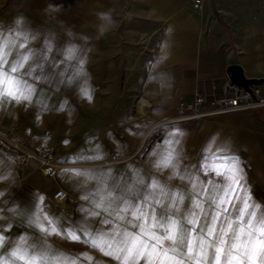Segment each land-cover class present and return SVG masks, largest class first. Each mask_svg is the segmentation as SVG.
I'll return each mask as SVG.
<instances>
[{
  "label": "crops",
  "instance_id": "crops-1",
  "mask_svg": "<svg viewBox=\"0 0 264 264\" xmlns=\"http://www.w3.org/2000/svg\"><path fill=\"white\" fill-rule=\"evenodd\" d=\"M25 2L15 14L14 36L0 35L7 47L16 40L24 45H18L16 58L7 56V48L0 50V64L30 56L17 72H2L33 89L30 102L0 100V234L5 238L0 254L23 237L38 264H121L91 240L105 250L108 244L115 247L125 225L116 213L125 202L152 207L150 197L142 201L139 195L156 192L149 187L153 180L165 192H187L189 179L180 176L193 177L188 162L209 140L200 122L154 123L187 111L196 91L206 107L238 93L226 72L231 64H239L247 78H264V0H203L200 9L193 0ZM245 121L253 126L245 136V160L262 197L245 184L236 193L260 205L259 216L264 211V106ZM211 139L217 151L229 153L235 145L232 138L225 144ZM13 142L47 159L79 165L61 167L55 178H45L38 163L32 157L26 162L27 153ZM169 150L180 176L164 168L161 182L156 162ZM96 161L112 162L80 165ZM59 188L69 195L63 204L52 199ZM234 200L243 207L241 199ZM98 202L103 207L97 208ZM37 218L45 227L52 221L57 232L29 223ZM68 232L81 239L72 241Z\"/></svg>",
  "mask_w": 264,
  "mask_h": 264
},
{
  "label": "snow or ice",
  "instance_id": "snow-or-ice-1",
  "mask_svg": "<svg viewBox=\"0 0 264 264\" xmlns=\"http://www.w3.org/2000/svg\"><path fill=\"white\" fill-rule=\"evenodd\" d=\"M19 46L24 47L23 44ZM29 59V55H23L22 61L13 66L11 72L15 73L19 68H23L24 63ZM0 85H4L0 89V100L5 97L17 103L32 100L33 89L27 86L21 87V82L14 76L0 72ZM84 95L91 100L87 91ZM166 144L171 145V141H166ZM237 163L228 169L227 174L222 173L218 167L213 169L217 175H227L230 183L224 196L210 198V204L215 205L214 214L210 218L204 212V203L199 199V195L192 200V209L187 215L182 216V219H177L175 216L180 212V204L184 196H172L170 199L173 213L168 215L163 222L157 218L154 210L151 213L144 212L139 206L125 202L124 207L116 213V218L125 220L124 213H127L140 222L136 224L139 231L121 232L119 243L115 247L108 244L109 250H105L101 242L95 239L91 240L92 246L99 248L106 256L121 261V264H157V262L158 264H264V211L259 216L257 215L260 205H251L249 203L251 197L247 194L243 198L234 196V199H241L243 207H236L235 218L229 215L233 205L232 200L227 197V192L235 193L242 188L240 184L242 177L239 176L240 169ZM156 167H171L174 170L173 175L180 176V173L175 171L176 164L173 161L172 150H169L167 155L158 161ZM3 178L0 176V179ZM180 179H189L193 193L204 194L210 191L207 188H201L200 181L196 177L180 176ZM139 183L144 182L140 180ZM149 187L155 190L160 185L153 180ZM2 195L3 193H0V196ZM82 199L87 200L88 197L84 196ZM156 203L162 204V201L157 200ZM96 207H103V204L98 202ZM165 207L168 206L165 205ZM90 215L96 216L99 213L91 212ZM150 215L151 222H149ZM128 222L132 223V220ZM29 223L35 224L44 232H57L52 221H48V227L40 223L39 218L30 220ZM104 223H109V221L105 220ZM157 230H162L163 234H158ZM65 235L72 241L81 239L80 235L73 232ZM2 239L3 235L0 234V240ZM24 240L25 238L22 237L21 244ZM166 242H168L167 246H165ZM86 259L92 260V257L87 256Z\"/></svg>",
  "mask_w": 264,
  "mask_h": 264
},
{
  "label": "rangeland",
  "instance_id": "rangeland-1",
  "mask_svg": "<svg viewBox=\"0 0 264 264\" xmlns=\"http://www.w3.org/2000/svg\"><path fill=\"white\" fill-rule=\"evenodd\" d=\"M25 3H26L25 0H0L1 38L3 37L4 34L14 36L13 31L18 26V23H16L17 17H15V14L21 8V5L23 4L25 5ZM18 45H19L18 40L12 43L9 42L8 47L7 45H4L0 41V50H5L7 48L6 49L7 56H13L14 58H16L20 56L19 55L20 48H18ZM17 63L18 62L11 60L9 61V64H4V65L0 64V72L4 71L10 73L11 68L17 65ZM261 85H264V82L253 85L251 87L258 88L260 97L264 98V88H262ZM213 106L209 108H213ZM261 107L263 106L241 110V111L219 113L215 115H209V116L197 118L191 121H186L191 125L199 124L200 122L199 128L201 127V130L206 134V138H209L207 144L203 148V151L201 153H198L197 158L193 162L189 161L188 166L189 164L192 163V167H189V170L192 168L193 172H195V174H193V177L199 179L201 188H207L210 191L204 194L193 193L191 189L190 181L187 186V192H185L184 190L180 191L178 188H175L173 189L174 191L170 193V192H165V190L161 191V189L163 188L159 187L156 189V192L150 194V196L148 194L139 195L142 201L143 200L147 201L148 198L150 197V204L152 205V207L150 208L147 207L145 208L140 207V208L144 212H150V213L154 210V213L157 216V218L163 222L168 215H171L173 213L170 198L174 195H183L184 200L180 204V212L177 213L175 216V218L177 219H182V216L187 215L188 212L192 209V200L196 199L197 195H199V199H201L202 202L204 203V212L208 214V217L210 218V216L214 214V210H215V205L210 204V198L216 196H224L226 194V189L228 188V185L230 183L229 180L227 179V175H223V176L217 175L213 169L218 167L222 173L227 174L228 169L234 163L237 162H238L237 167L240 169L239 176L242 177V179L240 180V184H245L246 186L248 185L249 190L252 191V195L258 198L262 197V194L260 193V186L257 178L255 177L254 171L252 170L248 161L245 160L249 155L247 154V149L244 144L245 139L246 138L248 139V137H245L247 135L246 133L248 132L250 127H253L252 124L245 121V118L246 116H251V115L255 116V114L259 111V108ZM186 113H187L186 111L184 113H178L176 114V116ZM160 135L162 134L158 133L156 134L155 137H158ZM211 137L212 138L218 137L219 141L221 143L224 142V144L228 142L229 138H232L235 142V145L234 147H232V151H230L229 153L222 149H219V151H217V148H214V146L211 145L212 142ZM153 138H154L153 136L150 137V139L146 144V148L149 146V144L151 145ZM234 149L235 151H233ZM143 153H145V151H143ZM142 157L143 156L141 154L140 160ZM158 161L159 160H157L156 164L158 163ZM177 164H180V162H177ZM163 170L164 168H157V175H156L157 180L161 182H162V178H164L161 175L163 173ZM241 170H245V172H241ZM173 177H171L172 183L176 178ZM239 190H242V188ZM236 192L235 193L227 192V197L228 199L232 200V205H233L229 212V215L232 218H235L237 215L236 207L237 206L240 207L239 202L237 200H234L233 198L234 196L239 197V194ZM157 200H161L162 204H157L156 203ZM165 205H167L168 207H165ZM125 217L126 218H125L124 231L138 232L139 229L136 227V224L140 222L136 221L135 218L129 216L127 213H125ZM129 220H132V223H129L128 222ZM149 222H151V215L149 217ZM157 232L158 234H163L162 230H157ZM61 243L68 244V241L62 240ZM167 243L168 242H166L165 246H167Z\"/></svg>",
  "mask_w": 264,
  "mask_h": 264
},
{
  "label": "built area",
  "instance_id": "built-area-1",
  "mask_svg": "<svg viewBox=\"0 0 264 264\" xmlns=\"http://www.w3.org/2000/svg\"><path fill=\"white\" fill-rule=\"evenodd\" d=\"M202 4L203 0H193V7L195 9H200ZM260 106H264V98L260 97L259 89L256 87H251V92L241 90L232 97L221 98L213 108L206 107L204 96L196 91L192 103L187 108V113L182 115L194 117L191 119L194 120L209 115L241 111ZM31 157L32 156L27 154L25 161L27 162ZM32 158L38 163V168L41 170L45 178H55L58 169L61 168V166L52 159H47L42 156ZM68 196L66 190L59 188L53 193L52 199L57 204H63L68 200Z\"/></svg>",
  "mask_w": 264,
  "mask_h": 264
},
{
  "label": "clouds",
  "instance_id": "clouds-1",
  "mask_svg": "<svg viewBox=\"0 0 264 264\" xmlns=\"http://www.w3.org/2000/svg\"><path fill=\"white\" fill-rule=\"evenodd\" d=\"M103 17L108 18V14L102 13ZM22 238V237H21ZM21 238L8 248L6 252L0 254V264H38V256L30 252L24 243L21 244ZM5 246V238L0 240V249Z\"/></svg>",
  "mask_w": 264,
  "mask_h": 264
},
{
  "label": "water",
  "instance_id": "water-1",
  "mask_svg": "<svg viewBox=\"0 0 264 264\" xmlns=\"http://www.w3.org/2000/svg\"><path fill=\"white\" fill-rule=\"evenodd\" d=\"M227 76L230 84L237 88V91L245 90L251 92V86L264 82V78H247L239 64H231L227 67Z\"/></svg>",
  "mask_w": 264,
  "mask_h": 264
},
{
  "label": "bare ground",
  "instance_id": "bare-ground-1",
  "mask_svg": "<svg viewBox=\"0 0 264 264\" xmlns=\"http://www.w3.org/2000/svg\"><path fill=\"white\" fill-rule=\"evenodd\" d=\"M144 102V100H143ZM146 103V102H144ZM194 117H191L189 115H177V116H171V117H166V118H162L158 121H156L154 123V125L160 126V125H166V124H173V123H180V122H184L187 120H191ZM13 144L17 147H19L21 150H23L24 152H26L28 155L32 156V157H39V155L35 154L34 152H32L31 150H29L28 148H26L25 146H22L19 143L13 142ZM56 162V161H54ZM112 161H96V162H86V163H81L80 165H84V166H100L103 164H107V163H111ZM61 167H69V166H73V165H79V164H63L60 162H57Z\"/></svg>",
  "mask_w": 264,
  "mask_h": 264
}]
</instances>
